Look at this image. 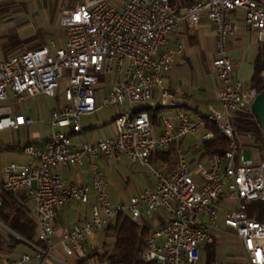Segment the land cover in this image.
Masks as SVG:
<instances>
[{
    "label": "built area",
    "instance_id": "built-area-1",
    "mask_svg": "<svg viewBox=\"0 0 264 264\" xmlns=\"http://www.w3.org/2000/svg\"><path fill=\"white\" fill-rule=\"evenodd\" d=\"M25 0H0V6ZM41 1V0H37ZM244 28L258 34L264 43V0H197L185 9L170 0H76L72 9L61 12L60 26L65 42L53 39L47 45L12 55L0 56V101L14 97L19 103L38 97H63L66 107L50 112L45 122V145L24 147L32 165L11 163L0 182V207L4 196L23 192L32 206L39 246L26 242L32 254L15 259L0 256V264H41L53 258L59 247L67 256L86 258L88 238L114 227L120 216H128L138 226L144 218L162 215L164 223L151 230L138 260L155 264H199L201 247L213 245L224 225L241 245V256L213 264H264V223L249 214L255 202H264V161L245 158L246 148H260L251 134H240L234 119L252 114L258 90L246 88L234 76L228 55V41ZM206 17L216 35L213 66L220 83V108L210 107L207 118L192 117L179 108L182 100L165 87L166 75L183 52L171 47L169 37L185 22L190 31ZM99 73L115 79L108 93L99 94ZM264 78V72H262ZM159 92L162 108L154 124L142 111ZM128 106V109H125ZM118 107L115 135L92 142H74L80 133L81 118L104 108ZM214 124L229 141L224 155L205 156L191 166L182 140L202 131L196 147L214 139L207 123ZM33 119L13 115L0 108V133L33 125ZM262 130V129H261ZM263 137L264 131L262 130ZM175 150L177 168L165 172L150 159L156 152ZM100 157L125 160L153 175L156 185L123 203L109 194ZM89 167L91 185L67 183L60 167ZM71 203L91 206V218L84 224L56 228L60 211Z\"/></svg>",
    "mask_w": 264,
    "mask_h": 264
},
{
    "label": "crops",
    "instance_id": "crops-1",
    "mask_svg": "<svg viewBox=\"0 0 264 264\" xmlns=\"http://www.w3.org/2000/svg\"><path fill=\"white\" fill-rule=\"evenodd\" d=\"M71 2L72 0L69 1L70 4H72ZM117 2L118 0L113 3L117 4ZM74 3L72 7H69L68 9H72L74 7ZM70 4L69 6H71ZM237 18H239L238 22L241 28L240 31L236 35L232 36L228 41V55L231 57L234 65L235 78L242 82L246 88H251V81L255 71V64L261 50L264 48V43H261L259 41L258 34L256 32L247 31L244 28L241 13L238 14ZM64 42L65 40L61 43L58 42V44L63 45ZM168 42L171 47H182L183 52L178 58V61L175 64L174 68L166 75V89L171 95L182 100V105L179 108L186 111L187 114L196 118H207V116L209 115L210 107L220 108L219 92L221 86L217 79L215 68L213 66V61L216 58L217 47L215 31L213 30L207 18L204 16L201 19L199 28L193 32L188 29V26L185 22L181 23L177 27L176 31L169 37ZM114 82L115 79L113 78L111 81L109 80L101 84L99 87V94L104 97L108 93ZM11 98L13 100L15 99L14 97ZM34 99L38 100L42 99V97ZM15 103H17V101ZM62 107H64V105L62 102H60L58 103L57 108L55 107L53 110H60ZM6 108H9L10 111H12L13 115H23L25 118L33 119L35 121L33 125L22 126L19 129H16V131H25L30 136L25 146L28 144H32L38 148L43 147L45 145L47 136L42 137L38 132L33 131L32 127L38 123L45 124L49 116L45 120H40V116L37 110H34V108L32 107L20 108L21 110L18 111L17 109H14L12 107ZM110 109L113 110L111 114L101 117L102 119L95 123L89 120H84L85 118L88 119L91 116H83L81 118L82 130L80 133H72L70 135L72 140L74 142H92L98 138L113 137L115 135V127L113 124L114 118L120 112V109L118 107H110ZM125 109H128V106H125ZM144 109H150L153 112V114L155 115V122L153 123L156 125H158L157 116L171 110L162 108L159 92L154 93L153 100L149 104H147ZM201 135L202 131L197 135L188 136L182 140V147L185 150L186 157L192 167L198 164V162L202 161L205 157H203L202 150L196 147V143ZM24 147L21 148V152H23ZM169 151H172V156L169 159V163L165 164L162 161H158L157 163L153 164L155 168H162L167 173L172 172L177 168L175 150L171 149ZM25 157L26 160L24 161V163H12H18L20 165H32L33 161L26 155ZM99 160L101 168L107 178L110 197L115 203H123L129 200L132 196L140 193L141 191L152 189L156 185L155 179H153L152 181H144L143 179L139 178L137 174L139 173V170L144 169L143 167L131 165L132 168H130L131 173L129 175L126 174L124 169L126 167V164L130 165L127 161L107 160L104 157H100ZM254 161L259 162L260 157L258 158V160ZM113 162H116V165L118 167V170L115 173L113 170ZM144 172L145 174H149L145 169ZM58 173L67 183L82 184L87 186L91 185V171L87 166L82 168L60 167L58 169ZM2 179L3 178L0 176V182L2 181ZM110 187H114L115 191H112ZM123 188L125 189V192L128 188L130 191L129 194H119L118 191ZM14 197L19 202H21L22 199L26 197V195L23 192H19L15 194ZM27 205L32 212V206L28 199ZM90 218V205L71 203L62 211H60L56 220V228L60 229L62 227H70L76 224L82 225ZM163 223L164 218L162 215H157L152 219L144 218L142 220L143 226H146L150 230L160 227L161 225H163ZM0 225L6 230L3 231L4 233L0 232V234L4 238H7L9 235H13L19 238L1 221ZM215 235L216 240L213 245H205L201 247V261L199 264H213L217 260L227 262L241 256V245L237 240L235 233L224 225L222 213L220 215V230ZM105 243H108L110 245H113L114 243L113 238H107L106 229L103 231H99L92 237L88 238L85 246L86 258L81 259L76 255L69 256L72 260V264H85V260H89L90 263H93L96 258H90L89 255L92 251H94V248L96 246L100 244L104 245ZM24 249L28 252L21 251L19 249L11 253L0 251V256L7 259H15L23 254H32L33 252L26 246H24ZM229 249L235 251H230ZM63 253L64 252L59 247H57L53 251V258L46 260L42 264H62L59 259L61 258ZM32 264L41 263L39 261H33Z\"/></svg>",
    "mask_w": 264,
    "mask_h": 264
},
{
    "label": "rangeland",
    "instance_id": "rangeland-1",
    "mask_svg": "<svg viewBox=\"0 0 264 264\" xmlns=\"http://www.w3.org/2000/svg\"><path fill=\"white\" fill-rule=\"evenodd\" d=\"M25 0L17 3L6 4L0 6L6 10L0 12V56L9 57L12 55L24 53L33 50L34 46L39 42H43L47 45L51 40L55 39L61 43L65 40V32L60 26L61 12L69 7H72L75 0ZM116 2V0H113ZM69 4L71 6H69ZM100 83L103 84L107 81H111L113 77L107 76L105 73H99L96 75ZM17 100L10 98L8 101H0V108L12 107L14 109L21 110L20 108L32 107L37 110L40 120H45L49 116L50 112L62 102L64 107L67 106V102L63 97L58 99L42 98L27 100L24 103H15ZM113 110L110 108H104L95 115L84 119L91 122L100 121L103 116H108ZM33 131L38 132L42 137L47 136L48 131L44 123H38L32 127ZM30 136L25 131L5 130L0 133V176L3 178L4 168L10 165L12 162L24 163L26 157L21 148L28 142ZM245 158L264 161V156L260 153L259 149L246 148L243 151ZM155 167V166H154ZM131 165L126 164V174L131 173ZM114 173L117 172L118 167L116 162H113ZM139 178L144 181H152L153 175L145 174L144 169L139 170L137 174ZM112 191H115L114 187H110ZM119 194H129V189L125 192V189L118 191ZM6 231L4 227L0 225V232ZM105 246L100 244L94 248V250L103 249ZM19 250L25 251L24 246ZM230 250V249H229ZM27 251V250H26ZM25 251V252H26ZM235 251V250H230ZM28 252V251H27ZM62 264H72V260L69 256L63 253L59 259ZM85 264H100L96 258L93 263L89 260H85Z\"/></svg>",
    "mask_w": 264,
    "mask_h": 264
},
{
    "label": "trees",
    "instance_id": "trees-1",
    "mask_svg": "<svg viewBox=\"0 0 264 264\" xmlns=\"http://www.w3.org/2000/svg\"><path fill=\"white\" fill-rule=\"evenodd\" d=\"M197 0H170L173 7L185 9L196 3ZM6 10L0 8V12ZM45 46L43 42L37 43L33 50ZM264 48L261 50L255 64V71L251 81V88L264 92ZM148 111L151 120L155 122V115L150 109ZM234 127L240 134H251L261 144L259 151L264 156V137L262 130L252 114H241L234 119ZM207 130L214 133V139L203 145L204 156L224 155L229 146V141L217 131L214 124L207 123ZM172 151L154 153L150 159L151 164L158 161L169 163ZM249 214L261 223H264V202H255L249 208ZM0 221L7 226L19 238L9 235L4 238L0 234V251L15 252L20 247L26 246L24 242L39 246L37 240V226L32 218V212L27 205V198L19 202L14 196H4L3 206L0 207ZM151 230L146 226H138L128 216H120L114 227L106 229L107 238H113L114 243H105L103 249H96L89 255L90 258H97L100 264H155L138 260L139 254L144 250ZM31 249V248H30Z\"/></svg>",
    "mask_w": 264,
    "mask_h": 264
},
{
    "label": "water",
    "instance_id": "water-1",
    "mask_svg": "<svg viewBox=\"0 0 264 264\" xmlns=\"http://www.w3.org/2000/svg\"><path fill=\"white\" fill-rule=\"evenodd\" d=\"M252 115L264 131V92L259 93L251 107ZM264 175V167H263ZM26 244V242H24Z\"/></svg>",
    "mask_w": 264,
    "mask_h": 264
}]
</instances>
